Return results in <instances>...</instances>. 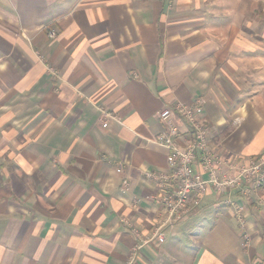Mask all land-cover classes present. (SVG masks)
<instances>
[{"label": "crops", "instance_id": "0c3cea01", "mask_svg": "<svg viewBox=\"0 0 264 264\" xmlns=\"http://www.w3.org/2000/svg\"><path fill=\"white\" fill-rule=\"evenodd\" d=\"M197 102L223 164L264 153L263 1L0 0V264H264V181L152 239L157 114Z\"/></svg>", "mask_w": 264, "mask_h": 264}, {"label": "built area", "instance_id": "2783aa9c", "mask_svg": "<svg viewBox=\"0 0 264 264\" xmlns=\"http://www.w3.org/2000/svg\"><path fill=\"white\" fill-rule=\"evenodd\" d=\"M197 102L192 106H175V113L184 121L189 139H182L177 127L170 124L174 111L164 109L157 114V120L165 126V131L155 138V143L168 151V175H159L158 181L165 192L162 195L163 217L157 222L152 239L160 240L159 231L165 225L182 219L187 214V203L191 194L202 195L208 189L217 193L237 191L243 198L258 191L264 181V153L252 159L248 165H225L210 145V129L201 118L200 106ZM109 117V114L103 113ZM199 160L198 164L197 161ZM193 165L199 169L193 170ZM234 172V175L230 173ZM202 173L206 178L202 177ZM128 182L123 181L126 187ZM233 215L239 228L243 231V246L247 247L245 229V210L240 205H233ZM130 264V261L127 263Z\"/></svg>", "mask_w": 264, "mask_h": 264}, {"label": "trees", "instance_id": "16d2710c", "mask_svg": "<svg viewBox=\"0 0 264 264\" xmlns=\"http://www.w3.org/2000/svg\"><path fill=\"white\" fill-rule=\"evenodd\" d=\"M257 1H263L264 2V0H257Z\"/></svg>", "mask_w": 264, "mask_h": 264}]
</instances>
